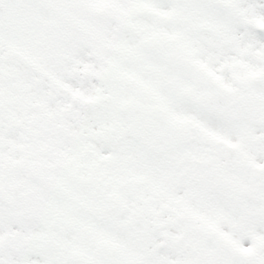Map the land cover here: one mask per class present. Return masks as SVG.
Masks as SVG:
<instances>
[{
  "label": "snow or ice",
  "instance_id": "obj_1",
  "mask_svg": "<svg viewBox=\"0 0 264 264\" xmlns=\"http://www.w3.org/2000/svg\"><path fill=\"white\" fill-rule=\"evenodd\" d=\"M0 264H264V0H0Z\"/></svg>",
  "mask_w": 264,
  "mask_h": 264
}]
</instances>
